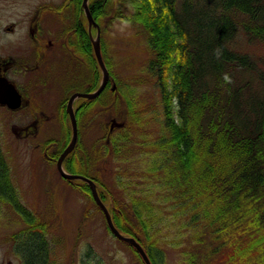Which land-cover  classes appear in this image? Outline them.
I'll return each instance as SVG.
<instances>
[{
  "label": "trees",
  "instance_id": "obj_1",
  "mask_svg": "<svg viewBox=\"0 0 264 264\" xmlns=\"http://www.w3.org/2000/svg\"><path fill=\"white\" fill-rule=\"evenodd\" d=\"M107 11L142 30L152 54L162 109L153 147L169 169L167 200L186 206L173 210L175 222L185 218L170 244L181 264H264V55L248 52L264 47V0H106ZM132 92L123 95L127 103ZM127 111L137 116L133 106ZM67 161L66 169L78 173ZM98 192L115 227L140 243L151 264H165L159 238L148 233L150 205L133 197L120 202L108 185ZM10 203L27 236L40 228L42 264H55L47 225Z\"/></svg>",
  "mask_w": 264,
  "mask_h": 264
},
{
  "label": "rangeland",
  "instance_id": "obj_2",
  "mask_svg": "<svg viewBox=\"0 0 264 264\" xmlns=\"http://www.w3.org/2000/svg\"><path fill=\"white\" fill-rule=\"evenodd\" d=\"M110 13L107 11L103 20L102 45L105 55L107 53L104 57L110 63L112 78L118 82L117 86L121 84L125 88H121V93L129 90L134 93L128 103L122 100V96L115 98L108 90L106 95L100 94L95 108L86 114L87 119L83 116L77 124L82 146L74 153L89 162L86 161L88 174L99 180V188L108 185L116 200L127 202L131 197L140 198L148 207L150 205L154 222H150L149 235L159 238V246L166 255L165 264H181L180 250L170 244H173L172 235L182 231L180 224L185 218L178 215L175 222L173 210H186V206L173 205L171 199L167 200L169 169L164 168L163 152L153 147L161 135L162 115L158 89L149 71L152 54L146 47V36L142 30L124 22L109 21L114 20ZM248 50L252 55H264V47L257 44ZM128 105L133 106L137 116L128 113ZM41 111L46 116L43 118H48L45 120L47 123L40 126L42 143L50 138L56 143L64 140L66 129H69L67 121L64 124L58 122L57 109L43 108ZM28 115L25 109H0L1 154L11 168L10 175L19 202L39 223L47 225L46 241L48 247H52L57 263L141 264L128 246L109 233L102 214L95 209L87 194L79 191L77 185L65 183L54 164L45 162L43 150L41 154H34L30 150L31 143L18 138L15 132L24 126ZM112 120L122 125L114 126ZM110 125L114 127L111 133L108 132ZM109 135L116 139L117 150L110 148L108 156L101 155L104 163L98 167L101 159L96 162L99 158L92 159V156L97 153L99 145L102 146L104 137ZM148 168L160 170L152 175L146 171ZM157 184L158 187H155ZM23 222L10 205L0 203V262L3 264H19L14 250L16 246L20 247V255L24 252L27 258L30 256L27 260L31 264H42L38 255L41 242L36 237L37 233L27 242L29 248L26 252L25 246L22 248L15 237L16 233H26L21 231L26 229ZM34 248L37 249L33 253Z\"/></svg>",
  "mask_w": 264,
  "mask_h": 264
},
{
  "label": "flooded vegetation",
  "instance_id": "obj_3",
  "mask_svg": "<svg viewBox=\"0 0 264 264\" xmlns=\"http://www.w3.org/2000/svg\"><path fill=\"white\" fill-rule=\"evenodd\" d=\"M105 3L106 0H0V82L5 79L19 95L16 108L0 105V109L28 110L29 115L23 123L24 126L15 133L20 140L31 143L30 150L34 154H41L43 150L45 162L50 165L53 163L55 170L58 143L51 138L42 143L39 138L40 126L46 124L45 120L48 119L43 118L46 116L42 115L41 109H57V120L64 124L66 117L68 118L66 109L70 107V98L76 94H88L99 86L101 73L95 67L97 64L90 63V50L93 54L92 43L98 34L99 49L102 57L104 55L102 12L105 10ZM86 8L91 15L98 13L99 21L95 22L97 30L95 27L90 29ZM89 104L90 99L74 98L71 107L77 110L86 108ZM113 130L114 127L110 125L109 133ZM109 137H104L102 146L99 145L92 159L98 157L100 161L101 155L105 154V144ZM69 140L70 134L66 145ZM78 144L79 134L75 145L77 149L82 146ZM50 148L52 150L49 152ZM70 155L67 161L70 168L88 173L87 160L84 157L78 158L74 152ZM1 157L4 161L2 154ZM63 169L68 172L64 164ZM10 173L11 168L0 163V203L7 204L10 200L19 199ZM74 182L78 187L84 185L79 180L71 184ZM36 233V237H39V232ZM31 238H26L25 234L20 236V245L22 248L25 246V252L29 248L26 244ZM36 249H33V253ZM38 255L40 256L39 251ZM29 257L22 252L19 264H31L27 260Z\"/></svg>",
  "mask_w": 264,
  "mask_h": 264
},
{
  "label": "water",
  "instance_id": "obj_4",
  "mask_svg": "<svg viewBox=\"0 0 264 264\" xmlns=\"http://www.w3.org/2000/svg\"><path fill=\"white\" fill-rule=\"evenodd\" d=\"M89 16V15H88ZM90 18V17H89ZM90 22H92V19L90 18ZM94 49H95V55H96V59L99 63V65L101 66L102 70H103V82L100 85V87L98 88V90L93 93V94H86L83 95L86 98H94L95 96H97L101 90L104 88L106 81H107V72L104 68V65L101 61L100 55H99V51H98V46L95 43L94 44ZM4 85H2L0 87V104L1 105H8L9 108H16L18 106V101H19V96L18 94L15 92V90L7 84V82L4 80ZM76 96H72L70 102L72 101L73 98H75ZM11 99V100H10ZM69 102V105H70ZM71 106V105H70ZM67 114L69 116V120H70V125H71V130H72V137L71 140L69 142V144L66 146V148L62 151V153L59 155L57 161H56V169L59 172V174L64 177L67 180H74V179H81L83 181H85L89 187H90V191H91V195L93 200L95 201V203L97 204V206L102 210L104 216H105V220L107 223V226L109 228V230L112 232V234L114 236H116L118 239L130 244L131 246L134 247V249L138 252V254L140 255L142 261L144 262V264H151L147 255L145 254L144 250L141 248V246L136 242L135 239H133L132 237H125L123 235H121L117 229L114 227L112 220L109 216V213L106 209V207L103 205V203L101 202V200L99 199L96 189H95V185L94 183L84 177L78 176V175H74V174H67L63 171L62 169V162L65 159V157L73 150L74 145L76 143V138H77V126H76V120H75V116H74V112L73 109L71 107L66 109Z\"/></svg>",
  "mask_w": 264,
  "mask_h": 264
}]
</instances>
